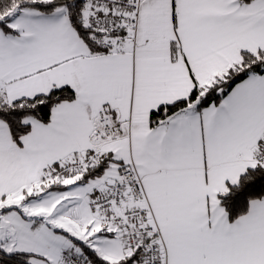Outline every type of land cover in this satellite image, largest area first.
I'll return each instance as SVG.
<instances>
[{"label": "snow or ice", "instance_id": "6c2138e0", "mask_svg": "<svg viewBox=\"0 0 264 264\" xmlns=\"http://www.w3.org/2000/svg\"><path fill=\"white\" fill-rule=\"evenodd\" d=\"M258 50L264 0H0V252L264 264V198L217 199L264 168Z\"/></svg>", "mask_w": 264, "mask_h": 264}, {"label": "trees", "instance_id": "16d2710c", "mask_svg": "<svg viewBox=\"0 0 264 264\" xmlns=\"http://www.w3.org/2000/svg\"><path fill=\"white\" fill-rule=\"evenodd\" d=\"M258 54H264L259 53ZM242 56H250L246 51L241 52ZM255 74L262 75L264 70L257 67ZM246 78V77H245ZM23 115L21 112L0 113V119H4L10 126L12 134H23L27 131L22 128L18 121ZM262 146V142L259 141ZM226 195H219L220 206L225 210L228 220L234 221L239 215L245 214L248 208V202L252 199L264 198V168L259 165L255 168H248L238 180L236 186L230 185ZM0 264H24L23 254L15 253L12 255L0 252Z\"/></svg>", "mask_w": 264, "mask_h": 264}, {"label": "built area", "instance_id": "2783aa9c", "mask_svg": "<svg viewBox=\"0 0 264 264\" xmlns=\"http://www.w3.org/2000/svg\"><path fill=\"white\" fill-rule=\"evenodd\" d=\"M262 142V146L257 142L258 145V153L254 154V158L257 161L264 162V139L260 140Z\"/></svg>", "mask_w": 264, "mask_h": 264}, {"label": "crops", "instance_id": "0c3cea01", "mask_svg": "<svg viewBox=\"0 0 264 264\" xmlns=\"http://www.w3.org/2000/svg\"><path fill=\"white\" fill-rule=\"evenodd\" d=\"M242 51H246V50H241V52ZM259 51V50H258ZM247 170V169H246ZM231 184H230V182H228V181H225V186L227 187V188H229V186H230ZM220 194H217V199H218V196H219ZM219 200V199H218ZM221 207V206H220ZM228 218V217H227ZM228 222L229 223H231L229 220H228ZM233 222V221H232Z\"/></svg>", "mask_w": 264, "mask_h": 264}, {"label": "rangeland", "instance_id": "374dc122", "mask_svg": "<svg viewBox=\"0 0 264 264\" xmlns=\"http://www.w3.org/2000/svg\"><path fill=\"white\" fill-rule=\"evenodd\" d=\"M262 75H264V74H262Z\"/></svg>", "mask_w": 264, "mask_h": 264}]
</instances>
